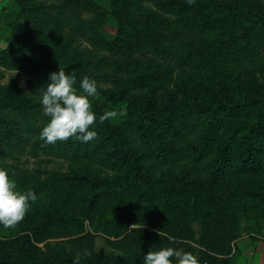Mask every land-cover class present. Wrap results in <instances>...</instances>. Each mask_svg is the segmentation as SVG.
Returning <instances> with one entry per match:
<instances>
[{"label": "trees", "instance_id": "1", "mask_svg": "<svg viewBox=\"0 0 264 264\" xmlns=\"http://www.w3.org/2000/svg\"><path fill=\"white\" fill-rule=\"evenodd\" d=\"M146 1L1 6L0 79L8 70L29 80L25 90L0 84V146L83 166L41 173L0 163L38 197L18 225L0 226V264H73L85 250L81 264H143L152 246L237 264L241 231L264 237V0ZM59 68L75 73L77 88L95 79L97 117L123 112L97 120L94 141L39 138L48 119L39 99ZM171 162L183 170L157 175ZM225 179L236 185L214 186ZM97 236L117 253L96 250Z\"/></svg>", "mask_w": 264, "mask_h": 264}, {"label": "clouds", "instance_id": "2", "mask_svg": "<svg viewBox=\"0 0 264 264\" xmlns=\"http://www.w3.org/2000/svg\"><path fill=\"white\" fill-rule=\"evenodd\" d=\"M192 3L193 0H188ZM97 82L88 76L80 80L76 87L75 73L59 68L49 74V83L42 91L39 103L47 123L41 128L39 138L45 144H55L74 138L81 143L97 139V132L92 125L97 120L103 124L106 120L123 115V112L107 110L97 117L93 111L92 99L97 96ZM38 199L37 194L29 190H21L12 174L0 167V226L5 229L14 228L29 211L31 204ZM157 235H164L158 232ZM170 242L174 238L167 237ZM90 253L85 250L73 257V264H81V257ZM143 264H199V258L191 252L175 247L152 246L142 257Z\"/></svg>", "mask_w": 264, "mask_h": 264}, {"label": "rangeland", "instance_id": "3", "mask_svg": "<svg viewBox=\"0 0 264 264\" xmlns=\"http://www.w3.org/2000/svg\"><path fill=\"white\" fill-rule=\"evenodd\" d=\"M5 1L6 0H0V8ZM138 1L140 3L142 2L143 5H150L146 0ZM103 34L108 39L112 38L114 35V28L109 25L105 26L103 28ZM3 46V44H0V48ZM28 80L29 77L23 72L4 70L2 78L0 79V84L15 82L18 88H23L25 90ZM104 86L109 87L108 84ZM171 89V87L168 88V90ZM165 91L166 90H160L158 94ZM0 163L24 172L41 173H70L83 166V164H78L71 159L56 156L52 153L50 154L41 150L30 151L29 146L22 149H18V146L13 147V149L0 146ZM90 168L95 167L90 166ZM154 170L157 175L164 176V174L168 173L170 176H177L183 168L180 170L179 163L171 162L168 164H157ZM102 172L107 173L105 169H103ZM109 174H111V172H109ZM235 181L236 180L233 179H225L222 182L215 183L214 186L227 188L230 185H236ZM235 245L239 250L237 264H264V237L260 235H250L241 231L239 237L235 241ZM95 247L96 250L104 254L117 253L114 248L106 243L102 236H97L95 238Z\"/></svg>", "mask_w": 264, "mask_h": 264}]
</instances>
